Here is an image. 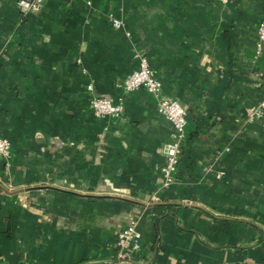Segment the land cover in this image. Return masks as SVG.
<instances>
[{
  "label": "crops",
  "instance_id": "obj_1",
  "mask_svg": "<svg viewBox=\"0 0 264 264\" xmlns=\"http://www.w3.org/2000/svg\"><path fill=\"white\" fill-rule=\"evenodd\" d=\"M263 19L264 0H0V264H264ZM136 54L187 113L167 185L173 126L123 88Z\"/></svg>",
  "mask_w": 264,
  "mask_h": 264
},
{
  "label": "built area",
  "instance_id": "obj_2",
  "mask_svg": "<svg viewBox=\"0 0 264 264\" xmlns=\"http://www.w3.org/2000/svg\"><path fill=\"white\" fill-rule=\"evenodd\" d=\"M44 0H17L19 11L26 15L34 10L42 7ZM114 27H120L121 22L114 18H109ZM264 46V19L260 20L256 28V51L259 52ZM138 65L123 81V88L127 92L144 88L148 93L157 98V110L160 112L173 126V141L166 145L167 162L162 168L164 176V184L172 182L173 174L176 171L179 153L185 138L186 110L183 106L175 101L161 98L159 92L161 83L157 78L154 70L151 68L147 58L140 54H136ZM90 96L89 105L93 114L98 117H120L123 106L120 102H112L111 100L97 96L93 92L91 84L87 85ZM264 112V98L261 99L255 110V115H261ZM11 144L6 138H0V156L9 159L11 156ZM140 232L136 228L134 221L130 222L123 228L116 237V257L118 259H126L129 255L138 250Z\"/></svg>",
  "mask_w": 264,
  "mask_h": 264
}]
</instances>
